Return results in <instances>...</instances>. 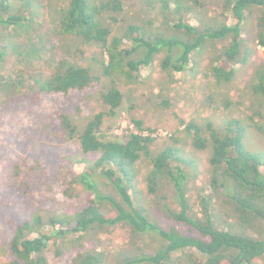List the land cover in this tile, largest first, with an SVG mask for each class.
<instances>
[{"label": "trees", "instance_id": "trees-1", "mask_svg": "<svg viewBox=\"0 0 264 264\" xmlns=\"http://www.w3.org/2000/svg\"><path fill=\"white\" fill-rule=\"evenodd\" d=\"M41 1L47 3L50 0ZM162 3L166 22L167 2L162 0ZM31 4L26 2L25 9H29ZM225 6L236 21L232 26L223 24L215 29L205 26L201 30L181 21L167 22L172 30L182 29L186 36H195L194 40L187 36L188 41H183L146 35L144 29L136 24L128 25L124 33L115 35L105 14L109 20L116 21L110 13L121 11L120 0L63 1L56 16L57 34L73 37L83 46L98 49L100 74L97 76L91 69L75 67L61 60L44 79L32 75L29 82L24 83L20 72L9 87L14 96L22 95L21 87L25 88L28 98L36 102L42 94L82 91L93 81L108 80L98 94L105 110L95 112L81 128L69 115L58 114L61 128L69 138L77 140L82 154L80 159H68L84 166L73 177L72 183L92 198H88L87 203L72 216L63 213L48 216L46 224L51 226L50 231L41 229L42 218L37 214L18 223L7 245L13 256L12 264H46L45 252L51 240L55 245L54 255L61 256L69 247L82 243L87 232L117 225L129 227L134 238L148 234L155 241L149 247L137 246V252L127 255L124 264L264 263V172L259 169L264 165V156L249 151L244 142L245 132L255 133L254 129L260 125L258 121L254 124L250 117V120L238 119L223 130L208 124L206 134L201 126L194 123L184 127L192 149L208 154L206 164L209 166L210 192L198 195L196 208L189 204L187 174L185 166L181 165L186 164V158L178 155L180 148L176 146L180 138L171 137L172 143L154 152L151 149L154 139L141 134L143 126L139 120L132 119L138 133H131L122 140L110 139L102 128L104 118L113 117L124 103L118 82L125 86L137 84L140 71L150 68L163 52L159 67L172 77V72L186 71L192 52L199 50L207 40H225L227 43L211 59V65L212 62L215 65L211 73L218 84L230 83L234 64L243 58L242 29L246 15L252 10L258 13L254 20V38L256 44L264 49V0H225ZM30 15L31 18H26L17 13L5 20L0 19V24L15 26L17 33L24 29L23 32H30L35 28L32 27L33 15ZM3 59L0 51V61ZM256 74L254 91L264 102V71ZM5 100H9L8 95H5ZM165 100L162 104L167 108L168 99ZM253 113L263 118V113ZM88 154L97 155L94 162L86 161ZM143 166L147 168L142 179L147 194L157 195L166 185L171 187L172 198L163 195L156 204L174 220L175 227H159L145 210L134 204L130 191ZM102 187L113 194L103 192ZM213 196H219L218 200ZM170 200L177 205L178 211L169 207ZM220 215L233 219L232 223L236 224H228L229 229L225 230ZM181 226L186 228L185 232H181ZM177 252L183 255L173 258ZM70 264H104V255L95 249H87L77 252Z\"/></svg>", "mask_w": 264, "mask_h": 264}, {"label": "rangeland", "instance_id": "rangeland-1", "mask_svg": "<svg viewBox=\"0 0 264 264\" xmlns=\"http://www.w3.org/2000/svg\"><path fill=\"white\" fill-rule=\"evenodd\" d=\"M28 1L32 4L25 9ZM63 1L0 0V19L5 20L17 13L31 18L32 14V27H35L30 32L25 33L24 29L17 33L15 26L0 24V51L4 55L0 61V264H12L13 256L7 245L18 223L37 214L42 218L41 229L50 231L51 226L46 224L48 216L62 213L72 216L87 203L88 198H92L72 183L73 177L84 166L71 163L68 159H80L82 154L77 140L69 138L61 128L58 114L69 115L81 128L95 112L105 110L98 94L108 80L101 78L99 82L93 81L82 91L42 94L36 102L28 98L25 88L21 87L22 95L14 96L9 87L20 72L24 83L29 82L32 75L43 78L61 60L75 67L91 69L97 76L100 74L98 49L83 46L73 37L57 34L56 16ZM164 1L168 7L166 22L162 0H120L121 11L110 13L116 21L109 20L105 14L107 23L111 24L115 35L124 33L128 25L136 24L144 29L146 35L188 41L189 35L186 36L184 30H172L167 22L181 21L201 30L205 26L215 29L223 24L232 26L236 22L226 9L225 0ZM257 17V10L246 15L241 35L243 58L234 64L230 83L218 84L211 73L212 66H215L213 62L211 65V59L227 43L225 40H207L199 50L192 52L186 71L172 72V77L159 67L163 52L150 68L140 71L137 84L125 86L118 82L124 103L113 117L104 118L102 128L106 131L105 135L113 140L138 133L132 119L141 121V134L154 139L151 146L154 152L172 143L171 137L180 138L176 146L180 148L178 155L186 158V164L181 165L185 166L187 194L192 207L196 208L199 194L210 192L209 166L206 164L208 154L192 149L185 126L194 123L201 126L206 134L208 124L223 130L235 120H250V117L252 123L258 121L260 125L253 128L256 134L245 132L244 142L249 151L264 156V102L253 87L256 73L264 71V49L256 44L254 38V20ZM189 37L195 38L194 35ZM5 95L9 100H5ZM165 98L168 99L167 108L162 104ZM255 111L263 113V118L254 115ZM96 156L88 154L86 161L94 162ZM259 169L264 172V165ZM146 172L147 168L143 166L138 181L134 182L130 191L134 204L145 210L159 227H175L174 220L156 204L163 195L172 198L171 187L166 185L157 195L147 194L142 183ZM102 191L113 194L109 189L103 188ZM218 197L213 196V199L218 200ZM169 207L178 211L173 200L169 201ZM219 217L224 229L228 230V224L233 219ZM185 229L180 227L181 232ZM83 237L82 243L69 247L61 256L54 255L55 245L51 240L45 252L46 264H70L77 252L87 249L103 253L104 264H124L127 255L137 252V246L149 247L155 243L148 234L132 237L129 227L122 225L87 232ZM182 255L177 252L173 258Z\"/></svg>", "mask_w": 264, "mask_h": 264}]
</instances>
